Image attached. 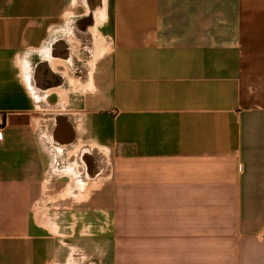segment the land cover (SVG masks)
<instances>
[{
	"label": "crops",
	"instance_id": "0c3cea01",
	"mask_svg": "<svg viewBox=\"0 0 264 264\" xmlns=\"http://www.w3.org/2000/svg\"><path fill=\"white\" fill-rule=\"evenodd\" d=\"M0 132V264H264V0H0Z\"/></svg>",
	"mask_w": 264,
	"mask_h": 264
},
{
	"label": "rangeland",
	"instance_id": "374dc122",
	"mask_svg": "<svg viewBox=\"0 0 264 264\" xmlns=\"http://www.w3.org/2000/svg\"><path fill=\"white\" fill-rule=\"evenodd\" d=\"M87 37H88L87 40L80 39L78 36H76L73 39L76 42L75 48L77 51V55H79L83 61L80 63L79 67H76L75 69H73V71H72L73 75L68 74L70 76V81L72 83H74L75 88L81 87L79 82H78V77H76V75L81 76V79L84 81L90 79V72H92V74H93L96 60L100 56H102L103 51L105 50V48H104L105 46L104 45L101 46V39L100 38L98 39L96 36L93 35V43L91 45V43H88V41L89 40L92 41V39L90 36H87ZM87 50L93 51L92 56H91V54L89 55ZM86 62H87V64H85ZM93 64H94V66H93ZM92 66H93V69H91ZM84 81H82V82H84ZM82 84H85V83H82ZM82 88H83V86H82Z\"/></svg>",
	"mask_w": 264,
	"mask_h": 264
},
{
	"label": "flooded vegetation",
	"instance_id": "af4514ba",
	"mask_svg": "<svg viewBox=\"0 0 264 264\" xmlns=\"http://www.w3.org/2000/svg\"><path fill=\"white\" fill-rule=\"evenodd\" d=\"M90 24H91V17L86 18L82 23L79 24V26L77 28V36L80 39H83V40L88 39L87 34H86V28ZM33 69H34L36 75H39V74L41 75V74L47 73L45 66L39 67L38 65H35ZM76 77L81 78V76H79V75H76Z\"/></svg>",
	"mask_w": 264,
	"mask_h": 264
},
{
	"label": "built area",
	"instance_id": "2783aa9c",
	"mask_svg": "<svg viewBox=\"0 0 264 264\" xmlns=\"http://www.w3.org/2000/svg\"><path fill=\"white\" fill-rule=\"evenodd\" d=\"M3 135L2 133L0 132V140L2 139ZM239 170H242V166L239 167Z\"/></svg>",
	"mask_w": 264,
	"mask_h": 264
}]
</instances>
